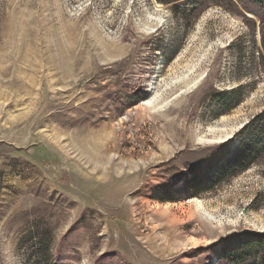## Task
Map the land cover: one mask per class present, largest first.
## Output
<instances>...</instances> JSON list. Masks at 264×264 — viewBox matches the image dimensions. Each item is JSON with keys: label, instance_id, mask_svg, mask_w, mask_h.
<instances>
[{"label": "rangeland", "instance_id": "374dc122", "mask_svg": "<svg viewBox=\"0 0 264 264\" xmlns=\"http://www.w3.org/2000/svg\"><path fill=\"white\" fill-rule=\"evenodd\" d=\"M263 114L264 0H0V264H255Z\"/></svg>", "mask_w": 264, "mask_h": 264}, {"label": "trees", "instance_id": "16d2710c", "mask_svg": "<svg viewBox=\"0 0 264 264\" xmlns=\"http://www.w3.org/2000/svg\"><path fill=\"white\" fill-rule=\"evenodd\" d=\"M262 121L264 122V114ZM262 145H264V143ZM259 153L260 149L255 148L250 150V152L245 153L243 156L235 155L234 158L223 161L218 171L225 172L222 176H232L250 166L258 158ZM202 182L203 184L201 185L200 183L195 182V184L200 185L202 190L211 188L215 185L213 178L206 179ZM225 252L232 262H234L236 255L243 254L244 256L247 255L255 262V264H264V232L247 233V237L243 243H240L238 246L226 250Z\"/></svg>", "mask_w": 264, "mask_h": 264}, {"label": "bare ground", "instance_id": "6f19581e", "mask_svg": "<svg viewBox=\"0 0 264 264\" xmlns=\"http://www.w3.org/2000/svg\"><path fill=\"white\" fill-rule=\"evenodd\" d=\"M159 20H160V18H159ZM148 103H151V100H148L147 101ZM223 131H219V133H216V132H213V137H212V139H217V140H223V138L224 137H226L228 134H229V132H224V133H222ZM204 137L203 136H200V139H203ZM211 139V140H212ZM210 140V139H209ZM194 203H195V206L196 207H199V208H201V207H203V203H202V201L201 200H199V199H195L194 200ZM264 227V226H263Z\"/></svg>", "mask_w": 264, "mask_h": 264}]
</instances>
